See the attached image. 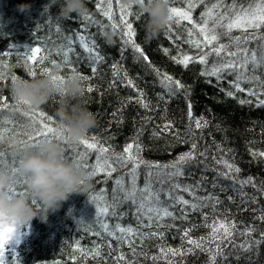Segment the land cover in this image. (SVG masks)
I'll return each instance as SVG.
<instances>
[{
  "label": "trees",
  "instance_id": "trees-1",
  "mask_svg": "<svg viewBox=\"0 0 264 264\" xmlns=\"http://www.w3.org/2000/svg\"><path fill=\"white\" fill-rule=\"evenodd\" d=\"M22 2L25 0H0V52L10 53L8 56L0 54V57L15 65L13 74L28 78L29 69L22 58L29 47H40L38 56H48V59L35 64L29 61L31 73L42 74L51 62L60 61L65 73L75 69L87 76V88L92 86L93 91H86L84 100L95 113L97 125L83 138L91 142L95 136L96 143L108 148L109 157L123 153L125 146L132 144L134 157L160 165H170L184 153L192 152L194 158L179 163L175 169L149 168L141 164L135 183L144 188L147 182L158 199L153 196L146 200L147 194L137 191L136 203H132L124 199L126 191L115 183L120 179L125 190L130 188L132 178L128 173L132 163L123 165L113 158L111 163L116 171L111 176L106 172L93 175L94 169L85 166L95 163L96 154L91 152L79 164L91 176V186L85 188L86 193L71 194L59 209L49 212L46 221L34 218L30 224L20 225L22 230L10 247L6 264H11L13 250L17 254L15 264H213V257L214 264H264V219H261L264 217V157L253 155L264 152V106L258 107L256 97L248 95L247 90L256 85L241 82L245 91H236L231 70L221 72L219 78L201 75L233 58L224 53L220 56L210 53L206 57L207 64L193 60L185 67L177 63L171 57H199L209 52V48L201 51L189 43L194 39L203 40L199 30L188 21L179 25L173 22L170 29L166 27L158 38L145 43L146 17L138 15L131 0H120V4H132L134 15L127 19L134 26L135 42L142 47L147 61L131 45L124 44V26L120 23L116 0H113L112 11L117 28L103 15L107 5L97 7L98 0H88V20L75 13L69 19L59 17L58 4H52L45 13L44 5L50 0H26L31 7L21 12L17 6ZM194 2L192 20L199 24L201 14L217 0ZM233 2L224 0L220 9L214 10V15L218 17ZM235 3L237 9L250 4L255 7L256 0H235ZM171 6L187 7L180 2ZM208 26L212 27L211 20ZM109 27L119 33L114 46L107 45L101 38V33ZM189 30L192 36L188 35ZM77 31L85 35L89 47L95 45L93 51L103 57L102 61H94L78 45L73 36ZM216 32L220 37L218 43L226 46V52L237 50L234 43L230 45L225 28L218 26ZM70 36L73 50L66 64L62 52L69 48ZM231 36L242 38L239 47L255 50L258 57L264 56V40L245 42L244 39L264 36V26L259 30L233 29ZM217 46V42H213L211 47ZM92 67L96 68L94 75ZM165 73L183 87L172 85L174 90L170 93L161 82ZM256 74L264 80V67ZM128 80L132 85H128ZM9 83L7 76L0 79V99L6 98L10 104L9 109L0 110V136L15 135L30 141L28 137L35 136L32 125L39 119V111L53 117L46 122L57 128L54 117L57 97H52L40 109H33L12 98ZM227 92H233L234 96H228ZM140 93L147 107L137 102ZM260 99H264V95ZM240 100L252 103L242 105ZM24 113H31V118ZM196 120L201 121V127H196ZM192 145L196 146L194 150ZM76 150H82L78 142L68 144L66 153L75 155ZM0 153H4L0 163L13 164L14 154L7 143L0 142ZM226 165L239 171H229ZM174 172L180 174L172 175ZM249 178L252 183H241ZM93 197L96 198L94 203ZM181 198L189 204L180 203ZM141 202L145 203V208L138 214ZM193 204L197 205L195 209L191 207ZM98 206H107L109 213L100 215ZM149 207L167 209L173 216L157 221L155 213L148 214L152 216V226L148 227L145 213ZM104 224H108V232H115L116 237L122 235L116 230L117 225L132 227L144 235L117 239L108 235L102 227ZM220 224L227 226L228 235L219 228ZM214 225L218 228L215 233ZM249 229L253 231L247 234ZM189 240L196 243L191 244ZM240 245L250 246V250ZM97 246L99 255H96Z\"/></svg>",
  "mask_w": 264,
  "mask_h": 264
},
{
  "label": "clouds",
  "instance_id": "clouds-1",
  "mask_svg": "<svg viewBox=\"0 0 264 264\" xmlns=\"http://www.w3.org/2000/svg\"><path fill=\"white\" fill-rule=\"evenodd\" d=\"M87 3L88 0H50L44 5V12L52 4H58L59 17L69 19L73 13L82 17L88 12ZM131 3L146 17L144 41L150 43L170 22L171 0H131ZM30 7L26 0L17 6L21 12ZM101 38L114 46L119 33L109 27ZM22 62L28 66V78L13 74L15 65L3 57H0V77L10 79L8 89L13 99L26 101L33 109H40L57 97L54 117L58 134L43 136L35 143L15 135L0 136V142L7 143L12 154H18L14 168L7 162L0 163V225H28L34 218L46 221L49 212L59 209L71 194L86 193L85 188L91 186L90 174L65 155L68 144L78 142L97 125L95 113L84 100L86 80L79 70L65 73L60 61L51 62L47 71L35 75H31L27 56ZM21 176L22 186L12 189Z\"/></svg>",
  "mask_w": 264,
  "mask_h": 264
},
{
  "label": "snow or ice",
  "instance_id": "snow-or-ice-1",
  "mask_svg": "<svg viewBox=\"0 0 264 264\" xmlns=\"http://www.w3.org/2000/svg\"><path fill=\"white\" fill-rule=\"evenodd\" d=\"M177 2L180 3H185L187 5L186 9H181L177 7H170V17L169 20L170 22L167 25V28H171V24L175 22L177 25L181 24L183 21H188L193 24V27L199 30L200 35L203 37V40H190L189 43H191L194 47L200 48L201 51H203V48H209V52H205L203 55H200L199 57H191L188 55L183 56L182 58L178 57H171L174 61L177 63L183 64L185 67H187L188 63L193 60H197L201 64H207V59L206 57L210 54L213 53L217 56H220L221 53H224L227 57L233 58L231 62H225L221 64L220 66H213L210 71H204L201 73V75L205 76H216L219 78L221 72H225L228 70H231V72L235 75V80L232 82L233 87L236 89L237 92L240 91H245V89L241 88V82H247L249 84H253L256 86L249 88L247 90L248 95L256 97V105L259 106H264V99H260L261 95H264V80H261L260 76L257 75V70L261 67H264V56L258 57L257 53L255 50L248 49V48H242L239 47L240 42H241V37H232L231 36V31L233 29H256L259 30L261 26H264V0H256L255 7H252L250 4L247 8H244L243 6H240L239 9L236 7L235 0L233 4L230 7H226L225 10L220 13V15L217 17L214 15V10L220 9L221 4L224 2V0H217L216 3L212 5L211 8H207L204 13L201 14L200 20L202 23H195L192 20V15L191 11L193 8L196 7V2L194 0H171V5L175 4ZM200 3L206 2V0H199ZM112 3L113 0H98L97 7H100L102 4L107 5V9L103 10V15L107 17L110 21H112V27L117 28L118 25L115 23L113 17L114 13L112 11ZM116 3L119 7V13H120V23L124 26V31L122 34V38H124V44L126 45H131L132 49L135 52H138L141 54L143 59L145 61L148 60V57L144 55L143 49L140 45H138L135 42L134 37L136 36V31L134 30V26L131 22L128 21L127 17L133 16V12L131 11L132 4H120V0H116ZM229 13H232L233 15H229ZM140 15V14H138ZM90 17L85 14L83 17V20H88ZM212 21V27L210 28L209 21ZM227 21V23H225ZM223 27L226 29L225 35L229 36L230 39V45L235 44L237 46L236 51H225L226 46L223 44H219V35L216 32L217 27ZM79 27V26H78ZM167 35V32L165 33ZM192 31H188V35L192 36ZM73 36L76 37V40L78 42V45L81 46L86 52H88L92 59L94 61H102L103 57L100 56L99 54L94 53L93 47H89L87 43V39L85 35L80 34L79 31L74 32ZM72 39L73 37L70 36L68 38L69 40V48L66 51L62 52V55L64 56V61L67 64L69 62V52H71L73 49L71 47L72 45ZM245 42H247L249 39H260L264 40V36H259V37H249V38H244ZM213 42H217L218 46L217 47H211L213 45ZM203 45V47H202ZM10 47H12L10 45ZM264 47V45H262ZM165 53H167V49H164ZM41 52L40 47H29L27 51H25V56H27L28 60L33 62L34 64L39 62L43 63L46 59H48V56H38V53ZM0 54L8 56L10 53L7 51L0 52ZM237 56H242V60H237L235 57ZM249 65H251V74H249ZM113 68H115V65H113ZM48 69H44V72L47 71ZM92 73L93 75L96 72V68L92 67ZM157 75H161L159 70H155ZM31 75H35V72H32ZM84 79H88L87 76H83ZM2 79V77H0ZM162 83H165V86L169 88V92L171 93L174 89L172 88V85H175V87H183V85L180 84L178 80H173V78L166 73L163 74L162 77ZM210 82V81H209ZM128 85H132V81L128 80L127 81ZM259 89V90H258ZM87 91L90 93L93 91L92 86H89L87 88ZM228 96L233 97L234 93L233 92H227L226 93ZM140 99L137 101L138 103H141L142 106L147 107L146 104L143 103V93H140ZM20 104H27L26 101H17ZM240 104H250L252 101L250 100H240ZM10 104L8 102V99H0V110L3 109H9ZM189 107L191 105L189 104ZM39 119L35 121V123L32 125V128L35 132V136H29L28 139L30 141L37 142L38 137L40 136H56L58 134V129L51 126L50 123L46 121H52L53 117L51 116H46V114L43 111H39ZM24 115L29 116L31 118V113H24ZM5 123H11V121H5ZM165 127H168L167 125ZM196 127L199 128L201 127V121L196 120ZM7 131V129H5ZM96 137L93 136L91 138V142L87 138H81L78 143L81 146L82 150H76L75 155H68L67 153L65 154L67 158L69 159H75L77 162V165L79 166L80 162L84 160L91 152H95L96 158H95V163L92 165H85V166H91L94 171L93 175H96L99 172H106L108 176H111L112 172H115L116 169L112 167V159L115 158L116 161L121 162L123 165H127L129 162L132 163V168L130 172L128 173L131 178H132V183L130 188L124 189L123 188V181L120 179H117L115 183L117 186L121 187V190L126 191V195L124 197L125 200H129L132 203H136V193L137 191L141 193H146V200H151L153 196H155L158 199V194L157 193H152L148 183L146 182L144 188H139L135 181L137 179V169L141 166V164L146 165L149 168H173L175 169L177 165L181 162L187 161L189 159H193L194 156L192 152L189 153H184L181 154L179 157H177V160L173 162L170 165H160L158 163H152L148 161H143L140 160L136 157H134L131 154V149L133 147L132 144H128L125 146L123 153H113L112 157H109L107 155L108 153V148H105L103 146H100L98 143L95 142ZM195 145H192L193 150L195 149ZM254 156H261L264 157V152L261 153H253ZM4 153H0V158H3ZM18 158V154H15L13 156V164L12 167H15V160ZM229 168V171H239L238 168H234L232 165H226ZM179 172H174L172 175H179ZM149 177L152 175L151 172L148 173ZM241 183L243 184H248L252 183L251 178L248 180L242 181ZM23 184V177H19L17 181L11 186L12 189H15L17 187H21ZM187 191V189H185ZM95 197L92 198L93 203L95 202ZM183 205H188L189 202L187 200H183V198L180 199L179 201ZM193 209L197 207V205L193 204L191 205ZM145 208V203L141 202L139 206L137 207V213H141ZM98 213L100 215H107L109 213V208L107 206L99 207L98 206ZM155 213L157 221L162 219L164 216H173L172 212H169L167 209L163 210H158V209H153L151 207L147 208V212L145 213L146 215ZM149 219V224L147 225L148 227L152 226V216L148 215ZM261 219H264V217H261ZM103 229L108 232V224L102 225ZM234 227V225H233ZM19 228L20 225H13V227L7 228L2 235H0V264H6L7 260V245L9 241L13 238V236H18L19 235ZM219 228H223L225 235H228V228L224 224H220ZM116 230L121 233V237H116L115 232H108L109 236H113L114 238L117 239H123L125 236L131 237V236H143V233H140L137 229H134L132 227L128 228H123L120 227L119 225L116 226ZM218 230L217 226H213V233H215ZM252 229L247 230V234H250ZM99 235V233H96ZM149 235H156V233H150ZM185 235H187V232H185ZM131 243V241H128ZM191 244H195L196 241L194 240H189L188 241ZM17 243H19V240L17 239ZM258 243V242H254ZM199 246V245H197ZM241 248H244L245 250H250V246L246 245H240ZM163 251V249H161ZM170 252L173 253V255L176 254V252L173 249H169ZM219 254V253H218ZM96 255H99V246L96 248ZM123 258V257H121ZM17 261V254L13 250V256H12V261L11 264H15ZM215 261V257H213V264Z\"/></svg>",
  "mask_w": 264,
  "mask_h": 264
},
{
  "label": "rangeland",
  "instance_id": "rangeland-1",
  "mask_svg": "<svg viewBox=\"0 0 264 264\" xmlns=\"http://www.w3.org/2000/svg\"><path fill=\"white\" fill-rule=\"evenodd\" d=\"M10 227H13V225L12 224H8V223L0 225V235H2L4 233V231L7 228H10ZM21 230H22V228H19V234H20ZM16 237L17 236H13V238L9 241L8 245L6 246L7 247V254L10 251V247H11L12 243L16 240Z\"/></svg>",
  "mask_w": 264,
  "mask_h": 264
}]
</instances>
